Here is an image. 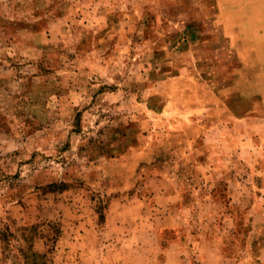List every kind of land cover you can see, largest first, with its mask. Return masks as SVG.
Returning a JSON list of instances; mask_svg holds the SVG:
<instances>
[{
	"label": "rangeland",
	"instance_id": "1",
	"mask_svg": "<svg viewBox=\"0 0 264 264\" xmlns=\"http://www.w3.org/2000/svg\"><path fill=\"white\" fill-rule=\"evenodd\" d=\"M222 2L0 0V264H264V0Z\"/></svg>",
	"mask_w": 264,
	"mask_h": 264
},
{
	"label": "crops",
	"instance_id": "2",
	"mask_svg": "<svg viewBox=\"0 0 264 264\" xmlns=\"http://www.w3.org/2000/svg\"><path fill=\"white\" fill-rule=\"evenodd\" d=\"M196 1V0H194ZM213 2V7L211 10V17H214L216 19H223V11H222V0H211ZM234 4L236 5L237 3L234 2Z\"/></svg>",
	"mask_w": 264,
	"mask_h": 264
}]
</instances>
